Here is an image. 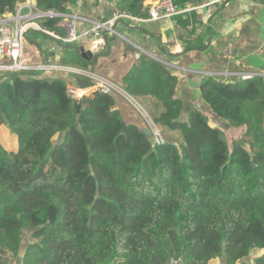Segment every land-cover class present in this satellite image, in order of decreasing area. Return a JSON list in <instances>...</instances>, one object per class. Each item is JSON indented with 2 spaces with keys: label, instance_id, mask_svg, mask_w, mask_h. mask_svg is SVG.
Returning <instances> with one entry per match:
<instances>
[{
  "label": "trees",
  "instance_id": "trees-1",
  "mask_svg": "<svg viewBox=\"0 0 264 264\" xmlns=\"http://www.w3.org/2000/svg\"><path fill=\"white\" fill-rule=\"evenodd\" d=\"M78 1L35 4L73 13ZM110 1L133 18H150L145 0ZM201 1L174 3L186 12ZM19 3L0 0V17ZM59 21L38 24L64 38ZM64 45L59 66H95ZM64 75L0 77V128L18 145L0 142V264H15L20 253L22 264H264V77L201 80L200 99L215 118L242 129L230 144L206 114L176 96L171 68L141 54L121 87L134 98H155L152 121L182 138L168 134L158 144L127 123L113 92L83 96L77 112ZM69 76L76 90L94 85L89 76Z\"/></svg>",
  "mask_w": 264,
  "mask_h": 264
},
{
  "label": "crops",
  "instance_id": "crops-1",
  "mask_svg": "<svg viewBox=\"0 0 264 264\" xmlns=\"http://www.w3.org/2000/svg\"><path fill=\"white\" fill-rule=\"evenodd\" d=\"M26 1L35 3V0H20V3ZM154 2L145 0L144 7L148 10ZM116 4L117 2L110 0H79L73 8V13L103 22L119 11ZM187 18L191 25L184 28L180 22H186ZM87 28V25L81 26L80 33ZM116 30L123 38L108 33L109 41L106 42L103 37V44L97 50H94L92 40L86 38H81L79 42L71 45L82 49L85 54H92L83 60L90 65L95 63V66L63 67L66 72L64 77L70 87L74 88L69 73L86 72V76L91 74L109 80L134 100L123 91L122 79L132 68L137 57L145 54L169 66L172 74L178 77V98L219 124L221 121L215 118L200 99L199 86L204 77L200 72L225 75L264 74V0H202L200 4L190 6L179 20L169 17L155 21L130 16L119 19ZM36 31L30 29L27 32L21 60L31 66H59L65 45L51 38L52 35L47 36L48 39L39 38L41 33ZM229 52L230 56L227 55ZM229 78V82L236 80ZM90 88L77 92L85 93L91 90ZM114 97L117 108L127 121L129 116L122 107L125 106L124 102L116 95ZM137 99L147 107L151 106L153 112L156 110L155 98ZM186 116L184 113L183 117Z\"/></svg>",
  "mask_w": 264,
  "mask_h": 264
},
{
  "label": "built area",
  "instance_id": "built-area-1",
  "mask_svg": "<svg viewBox=\"0 0 264 264\" xmlns=\"http://www.w3.org/2000/svg\"><path fill=\"white\" fill-rule=\"evenodd\" d=\"M150 19L158 21L162 18H169L184 13V10L178 8L174 0H157L148 9ZM46 18H60L57 26L65 31V37L59 38L53 33H48L41 29L39 20ZM121 18H130L124 12L118 11L107 21H95L78 13H57L54 11H43L37 8L35 3L21 2L17 5L13 13L5 14L0 17V76L10 73L35 72L38 74L65 71L63 67L50 64H40L31 66L21 60L23 41L30 29L41 31L52 35L58 42L63 44H76L81 38L91 39L94 50L103 44L104 33L112 34L116 37L123 36L116 30V23ZM87 25L89 28L80 33L81 26ZM228 56L231 52L227 53ZM203 76L215 77L220 81L229 82L233 77L236 80L249 77L261 76L263 73H245V74H217L215 72H200ZM91 77L94 85L99 87L103 93H111L115 88H119L109 80L96 75L87 74ZM120 89V88H119ZM77 90L69 88V95L72 99L76 97ZM149 130L154 143H164L160 129L153 122L149 121ZM170 264H177L171 260Z\"/></svg>",
  "mask_w": 264,
  "mask_h": 264
},
{
  "label": "rangeland",
  "instance_id": "rangeland-1",
  "mask_svg": "<svg viewBox=\"0 0 264 264\" xmlns=\"http://www.w3.org/2000/svg\"><path fill=\"white\" fill-rule=\"evenodd\" d=\"M39 38H45L48 39L45 35L43 34H39L38 35ZM82 75H86V72H78ZM93 81V80H92ZM94 84V82H93ZM69 88L71 85L68 83ZM119 87V86H118ZM91 90H89L88 92L85 93H81L77 92L76 97L73 100H75V103L78 102L79 100L82 101V97L85 95H89L90 93H92L95 90H99V87L97 85H93L91 88ZM116 90H113V94L116 95L119 100H121L122 102H124L125 106H122L124 109V112L127 113L126 115H128V119H127V123H131V124H138L142 129H150L149 128V121H152V117L155 113V110L153 112L152 107H147V105L142 102L141 100L134 98L131 99L130 97H128L125 93H123L121 91V89L119 88H115ZM122 104V103H121ZM156 108V107H155ZM210 124L212 126H219L225 136L227 141L232 144L239 136L240 132L242 131L241 128L236 129V128H231L229 125H227L226 123H219L217 124L216 121L209 119ZM158 128L160 129V132L163 136L164 139H167L168 134L171 135L173 138H175L177 141H181V136L179 133H167L165 132L161 127L158 126ZM151 133V132H150ZM63 137V134H57L56 137L54 138V145L58 144L61 142ZM152 137V136H151ZM0 142L2 143V145L7 148V149H13L16 150L17 149V139L16 136L11 133L10 129L7 126H3L2 128H0ZM30 233H25L24 234V241L26 242L29 238H30ZM259 253V252H257ZM211 264H225L223 259H217L211 262Z\"/></svg>",
  "mask_w": 264,
  "mask_h": 264
},
{
  "label": "water",
  "instance_id": "water-1",
  "mask_svg": "<svg viewBox=\"0 0 264 264\" xmlns=\"http://www.w3.org/2000/svg\"><path fill=\"white\" fill-rule=\"evenodd\" d=\"M104 39H105L106 42L109 41L108 38H107V34H106V33H104ZM67 48H71V49L76 50L77 53H78V55L80 56L81 59H86L87 56H91V55H92V54H90L89 52H87V54H85V53L83 52L82 49H78V48L75 47V46H69V47H67ZM3 76H4V75H3ZM3 76H0V77H3ZM75 105H76L77 112H80V110H81V108H82V101L79 100L78 102L75 103ZM123 127H124L123 129H124V131H125L126 128H127L126 124H123ZM143 131L145 132V134H146L148 137L151 138L152 135H151V133H150V130H148V129H143ZM22 261H23V253H20V255L18 256V258H17V260H16V262H15V264H22Z\"/></svg>",
  "mask_w": 264,
  "mask_h": 264
},
{
  "label": "bare ground",
  "instance_id": "bare-ground-1",
  "mask_svg": "<svg viewBox=\"0 0 264 264\" xmlns=\"http://www.w3.org/2000/svg\"><path fill=\"white\" fill-rule=\"evenodd\" d=\"M77 95V94H76ZM75 98H77V97H75Z\"/></svg>",
  "mask_w": 264,
  "mask_h": 264
}]
</instances>
